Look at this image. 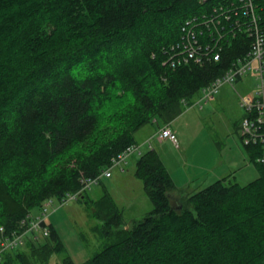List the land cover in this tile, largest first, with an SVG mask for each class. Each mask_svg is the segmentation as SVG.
<instances>
[{
	"label": "trees",
	"instance_id": "16d2710c",
	"mask_svg": "<svg viewBox=\"0 0 264 264\" xmlns=\"http://www.w3.org/2000/svg\"><path fill=\"white\" fill-rule=\"evenodd\" d=\"M253 2L264 34V0ZM231 4L241 6L232 0H0V228L16 230L46 200L79 190L80 179L100 174L137 144V130L169 125L183 101L245 58L253 37L228 24L223 31ZM187 23L202 45L209 32L227 36L218 41V62L207 56L177 64ZM244 149L256 179H217L177 204L159 155L144 151L135 176L151 212L120 229L122 214L108 192L88 202L90 216L101 221L94 230L110 243L83 264H264V167L256 162L258 144ZM49 228L48 237L30 238L0 264H45L63 252ZM63 263L73 264L68 257Z\"/></svg>",
	"mask_w": 264,
	"mask_h": 264
},
{
	"label": "rangeland",
	"instance_id": "374dc122",
	"mask_svg": "<svg viewBox=\"0 0 264 264\" xmlns=\"http://www.w3.org/2000/svg\"><path fill=\"white\" fill-rule=\"evenodd\" d=\"M75 73L77 70L73 71ZM254 76V72L249 71L241 81L226 85L215 95L216 103L197 104L200 93L187 100V106L182 105L183 112L172 121L171 126L176 132L179 149L171 143L159 144L153 139L152 147H142V151L155 150L169 174L182 176V179L193 176L195 180L188 192L212 184L217 180L213 174L225 168H230L229 174L235 176L232 182L247 184L256 179L257 167L249 161L239 133L244 113L239 96L252 92ZM159 126L160 122L143 126L135 132V140L140 145L142 141L155 137ZM136 158V155L130 157L123 171L114 169L111 178H103L99 185L87 191L84 198L70 199L56 208L48 222L58 233L64 251L52 254L45 264H64L66 257L73 264H83L110 243L94 230L101 225V221L91 217L88 208V202L90 204L99 199L105 192L121 211L120 229H129L149 215L152 204L144 193L142 181L135 176ZM199 183H202L201 188H196ZM32 213L37 214L38 209ZM27 238L29 240L30 235Z\"/></svg>",
	"mask_w": 264,
	"mask_h": 264
},
{
	"label": "built area",
	"instance_id": "2783aa9c",
	"mask_svg": "<svg viewBox=\"0 0 264 264\" xmlns=\"http://www.w3.org/2000/svg\"><path fill=\"white\" fill-rule=\"evenodd\" d=\"M232 1L240 2L241 6L236 9L231 4L233 11L230 9L224 12L225 24H223V31L228 24L234 26L236 30L238 29L243 34H249L248 36H252L254 40L245 58L232 63L228 70L216 77L200 91L201 97L197 104L212 101L223 86H231L234 82L241 81L249 71H253L255 76L252 92L239 96V104L244 111L239 124V133L244 146L258 144L260 154L256 158V162L264 167V34L259 28V18L256 14L253 0ZM214 11L216 12V9ZM230 18H233V21H230ZM215 21L217 25L220 22L219 19H215ZM186 25L187 27H182L181 30V48L177 52V64L179 65L181 62L186 64L191 59L195 63H202L207 56H209L210 60L218 62L219 50L216 49L219 45L218 41L222 40V38L228 41L227 36L225 34L216 36L217 33L209 32V43L202 45L197 41L198 33L196 29L188 27L189 23ZM207 29L210 31V26L209 28L207 26ZM170 65L174 66L172 60ZM182 104L185 107L187 106L186 101H183ZM153 139L168 141L174 146H178L175 133L170 129L169 125H164L157 131L155 137L146 140L143 144L131 145L112 157L109 165L100 174L91 178L80 179L81 186L76 192L67 193L59 201L49 199L43 202L38 213H29L16 230L5 232L3 228H0V262L6 252L24 246L28 241V235H30L31 239L48 237L50 234L48 219L56 211L57 207L66 204L70 199L77 200L82 193L90 191L93 186L99 185L103 178H110L114 169L123 171L130 157L133 155L139 157L144 152L142 147H152Z\"/></svg>",
	"mask_w": 264,
	"mask_h": 264
},
{
	"label": "crops",
	"instance_id": "0c3cea01",
	"mask_svg": "<svg viewBox=\"0 0 264 264\" xmlns=\"http://www.w3.org/2000/svg\"><path fill=\"white\" fill-rule=\"evenodd\" d=\"M225 86H223L222 88H221V90L224 88ZM221 90L219 91V92H221ZM218 92V93H219ZM217 93V94H218ZM216 94V95H217ZM216 101H217V99L215 98V96H214V99L212 100V101H210V102H212V103H216ZM243 115H244V113H243ZM243 115H242V117H243ZM242 119V118H241ZM163 125H161V126H159V129L162 127ZM172 122L169 124V127H170V129L175 133V135H176V132L172 129ZM158 129V130H159ZM137 142V144H139V142L138 141H136ZM144 143V141H142L141 142V144H143ZM157 143H159V144H167V143H170V142H168V141H158L157 140ZM172 144V143H171ZM173 145V144H172ZM174 146V145H173ZM175 148H177V149H179V144H178V146L176 147V146H174ZM138 158V157H137ZM137 158L135 159V163H136V160H137ZM167 170V169H166ZM230 168L228 169H224V170H222L221 172H219V173H216V174H213V178L214 179H221V178H224V177H230V178H234L235 176L231 173V174H229L230 173ZM169 172V171H168ZM121 173V172H120ZM122 173H124V172H122ZM113 175H111V177H112ZM170 176H171V178L173 179V182H174V184H175V187H176V191H175V193H173V203L174 204H177L178 203V199L181 197V196H183V195H185V194H188V193H191V192H188L189 190H191L190 188H191V185L193 184V182H194V180H195V178L193 177V176H187V178L186 179H182V176H175V175H173L171 172H170ZM110 177V178H111ZM119 180V179H118ZM201 184L202 183H199L198 184V186H196V188H201L200 186H201ZM194 192V191H193ZM51 224V223H50Z\"/></svg>",
	"mask_w": 264,
	"mask_h": 264
}]
</instances>
